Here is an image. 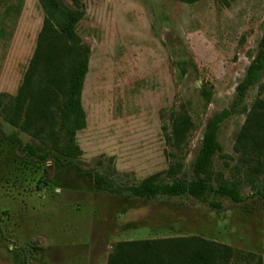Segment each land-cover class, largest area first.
I'll return each instance as SVG.
<instances>
[{
    "label": "rangeland",
    "instance_id": "1",
    "mask_svg": "<svg viewBox=\"0 0 264 264\" xmlns=\"http://www.w3.org/2000/svg\"><path fill=\"white\" fill-rule=\"evenodd\" d=\"M74 1L82 10L74 30L89 48L80 90L85 127L74 137L80 155L65 159L0 117V264H105L118 241L184 236L259 255L264 264L262 202L233 172L232 152L256 86L220 125L221 154L212 161V185L234 176L239 204L217 199L221 208L212 210L189 197L144 201L97 193L74 168L117 186L153 174L164 179L159 114L182 104L194 130L177 177L191 179L206 120L229 109L258 48L264 0H229L228 6L217 0ZM42 17L36 0H0V94H15ZM201 83L212 86L208 102ZM9 135L21 145L9 143ZM24 145L49 155L37 160Z\"/></svg>",
    "mask_w": 264,
    "mask_h": 264
},
{
    "label": "trees",
    "instance_id": "2",
    "mask_svg": "<svg viewBox=\"0 0 264 264\" xmlns=\"http://www.w3.org/2000/svg\"><path fill=\"white\" fill-rule=\"evenodd\" d=\"M36 1L43 15L41 27L15 94H0V117L9 126L49 146L59 156L74 159L80 155L74 142L75 134L85 127L80 90L89 53V48L74 30L82 10L74 0H71V7L62 0ZM178 1L191 4L200 0ZM217 2L228 6L229 0ZM254 86L257 87L256 97L234 135L233 172L259 196L264 210V30L253 58L234 88L229 109L214 113L205 122L192 162L191 179L177 177L194 130L193 121L182 104L161 110L159 114L163 156L167 163L162 172L164 179L153 174L136 185L117 186L106 176L84 173L77 166L74 168L92 183L97 193L144 201L189 197L212 210L221 208L217 199L239 204L243 198L239 194L240 182L234 176L212 185V161L221 154L217 140L220 125L241 105L247 90ZM211 90L209 83L207 87L201 83L200 95L204 102H208ZM4 138L11 144L21 145L15 135ZM21 149L41 161L49 155V152L36 153L30 145ZM105 264H262V258L198 236H184L118 241L112 244Z\"/></svg>",
    "mask_w": 264,
    "mask_h": 264
}]
</instances>
